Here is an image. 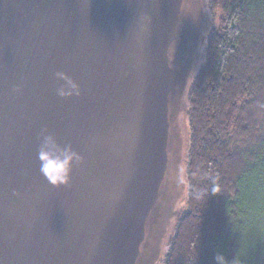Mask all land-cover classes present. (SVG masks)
<instances>
[{
    "label": "water",
    "instance_id": "water-1",
    "mask_svg": "<svg viewBox=\"0 0 264 264\" xmlns=\"http://www.w3.org/2000/svg\"><path fill=\"white\" fill-rule=\"evenodd\" d=\"M207 3L0 0V264H161ZM45 130L83 158L68 187L39 171Z\"/></svg>",
    "mask_w": 264,
    "mask_h": 264
},
{
    "label": "trees",
    "instance_id": "trees-1",
    "mask_svg": "<svg viewBox=\"0 0 264 264\" xmlns=\"http://www.w3.org/2000/svg\"><path fill=\"white\" fill-rule=\"evenodd\" d=\"M207 6L221 18L187 94L189 194L161 264H264V0Z\"/></svg>",
    "mask_w": 264,
    "mask_h": 264
},
{
    "label": "clouds",
    "instance_id": "clouds-1",
    "mask_svg": "<svg viewBox=\"0 0 264 264\" xmlns=\"http://www.w3.org/2000/svg\"><path fill=\"white\" fill-rule=\"evenodd\" d=\"M57 75L63 78V74L58 73ZM58 94L61 97L69 95L63 90H60ZM76 95H79L78 90ZM37 158L40 173L55 188L68 187L71 184L74 167L83 162L81 155L71 145L61 144L55 135L46 130L40 137ZM214 192L219 194L218 189H214ZM217 261L222 262L223 257L217 256Z\"/></svg>",
    "mask_w": 264,
    "mask_h": 264
},
{
    "label": "rangeland",
    "instance_id": "rangeland-1",
    "mask_svg": "<svg viewBox=\"0 0 264 264\" xmlns=\"http://www.w3.org/2000/svg\"><path fill=\"white\" fill-rule=\"evenodd\" d=\"M209 1V0H208ZM206 10H207V13H208V17H209V24H210V30L208 32V35L211 33L212 29L217 25H218V22L220 21V14L219 13H215L213 10H211L210 8H208V6L206 5L205 6ZM207 40H208V36L206 37V40L204 41V44L202 45V48H201V52H203V50L205 49L206 47V43H207ZM186 107V106H185ZM184 110L186 111V114L187 113V110H188V107H186V109L184 108ZM189 122V121H188ZM186 123V122H185ZM186 126V125H185ZM188 128H189V125H188ZM186 197H188V194H189V184L187 182V190H186ZM188 199V198H187ZM187 202V201H186ZM187 205V204H186ZM168 250V248H167Z\"/></svg>",
    "mask_w": 264,
    "mask_h": 264
}]
</instances>
